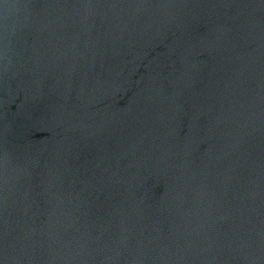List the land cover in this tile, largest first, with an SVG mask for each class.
<instances>
[{
    "label": "water",
    "instance_id": "water-1",
    "mask_svg": "<svg viewBox=\"0 0 264 264\" xmlns=\"http://www.w3.org/2000/svg\"><path fill=\"white\" fill-rule=\"evenodd\" d=\"M0 264H264V0H0Z\"/></svg>",
    "mask_w": 264,
    "mask_h": 264
}]
</instances>
